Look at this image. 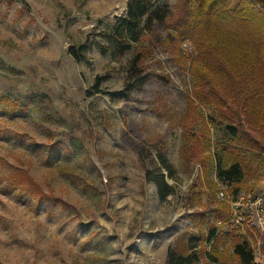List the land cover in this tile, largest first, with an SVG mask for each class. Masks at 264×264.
Listing matches in <instances>:
<instances>
[{
    "label": "rangeland",
    "instance_id": "1",
    "mask_svg": "<svg viewBox=\"0 0 264 264\" xmlns=\"http://www.w3.org/2000/svg\"><path fill=\"white\" fill-rule=\"evenodd\" d=\"M178 1L158 0L170 13ZM126 3L0 0V264H166L169 249L235 264L231 235L261 242V264L264 228L248 204L264 198V150L240 184L217 178L225 137L213 108L189 104L187 69L162 44L167 21L148 34L147 81L126 86L134 46L117 55L104 37Z\"/></svg>",
    "mask_w": 264,
    "mask_h": 264
},
{
    "label": "trees",
    "instance_id": "2",
    "mask_svg": "<svg viewBox=\"0 0 264 264\" xmlns=\"http://www.w3.org/2000/svg\"><path fill=\"white\" fill-rule=\"evenodd\" d=\"M164 21L168 22L169 36L162 44L175 64L187 69L192 81L189 104L193 106L195 101L213 108L212 119L221 125L225 139L215 154L217 178L238 185L253 172V164L263 162L259 154L264 150V0H179L171 13L158 0H127L125 15L104 37L117 55L134 46L128 88H138L147 81L143 61L152 54V48L146 46L148 34L154 23ZM185 42L193 50L187 57L181 50ZM85 50V46L80 47V51ZM67 53L76 62L83 60L71 47ZM158 160L171 178L165 159L159 156ZM153 181L161 200L171 194L162 174ZM220 216L227 219V214ZM215 233L216 228L211 227L209 235L214 237ZM231 236L235 264H256L250 245ZM193 262L190 254L174 249L167 252L166 264Z\"/></svg>",
    "mask_w": 264,
    "mask_h": 264
},
{
    "label": "built area",
    "instance_id": "3",
    "mask_svg": "<svg viewBox=\"0 0 264 264\" xmlns=\"http://www.w3.org/2000/svg\"><path fill=\"white\" fill-rule=\"evenodd\" d=\"M221 195H223V194H221ZM263 206H264V198H256V200H254L253 202L248 204V207H250V208L253 207L256 210L257 221L264 228V209H263ZM233 214H234L235 219L237 220V222L239 224H242V223L246 222L247 220H249V217L244 216L242 213H240L238 211L237 208L234 209ZM262 246H263V244L261 242H258V244H256L255 246L250 245V247L253 251V254H254V251L259 254ZM254 258H255V256H254Z\"/></svg>",
    "mask_w": 264,
    "mask_h": 264
},
{
    "label": "crops",
    "instance_id": "4",
    "mask_svg": "<svg viewBox=\"0 0 264 264\" xmlns=\"http://www.w3.org/2000/svg\"><path fill=\"white\" fill-rule=\"evenodd\" d=\"M263 247V246H262ZM263 257V259H262V262H261V264H264V256H262Z\"/></svg>",
    "mask_w": 264,
    "mask_h": 264
}]
</instances>
